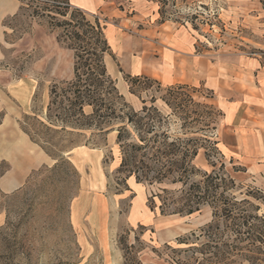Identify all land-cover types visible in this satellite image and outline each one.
<instances>
[{
  "label": "rangeland",
  "instance_id": "rangeland-1",
  "mask_svg": "<svg viewBox=\"0 0 264 264\" xmlns=\"http://www.w3.org/2000/svg\"><path fill=\"white\" fill-rule=\"evenodd\" d=\"M68 2L21 0L19 13L4 22L5 38L0 46V264H124L132 256L143 264H173L172 248L187 247L179 239L194 240L192 234H199L212 220V208L204 205L192 214L163 212L159 198L151 203V196L163 194L161 188L175 190L179 185L137 182L134 175L120 171L116 132L46 131L39 122L46 119L52 86L74 78L75 51L68 46L65 23L73 18L71 11L83 12L92 22L96 18ZM114 2L129 14L150 17L153 25L168 23L192 34L197 51L209 59L241 74L264 78V0ZM132 30L139 32V28L127 27ZM110 55L111 50L106 57ZM122 72L123 78L116 81L118 90L137 110L142 109L143 100L157 106L167 117L164 127L171 132L179 131L182 124L188 132L198 134L210 127L219 149L210 153L214 166L205 149L200 150L195 164L205 172L224 164L236 181L232 194L260 202L246 194H264V175L246 173L219 144L223 114L211 92L147 80L128 87V73ZM178 103L185 107L176 108ZM31 133L39 141L48 140L46 147L58 158L33 140ZM239 264L253 263L244 259Z\"/></svg>",
  "mask_w": 264,
  "mask_h": 264
},
{
  "label": "trees",
  "instance_id": "trees-1",
  "mask_svg": "<svg viewBox=\"0 0 264 264\" xmlns=\"http://www.w3.org/2000/svg\"><path fill=\"white\" fill-rule=\"evenodd\" d=\"M71 14L73 18L65 23L68 46L75 51L74 78L52 86L46 119L39 120L41 126L54 132H116L120 171H127L129 177L134 175L137 182L179 185L175 190L161 188L163 194H153L151 203L157 197L163 212L179 214H192L204 205L212 208V220L199 234H192L194 240L181 238L178 243L187 247L172 248L173 264H239L244 259L264 264V194L247 192V196L260 201L258 204L246 197L239 199L232 194L236 181L224 164L211 172L195 164L200 150L205 149L207 160L214 166L210 153L219 149L210 127L198 134L188 132L182 124L179 131L171 132L164 127L167 117L157 106L145 100L141 110L131 105L108 73L105 56L110 45L101 20L96 17L92 22L79 10ZM125 79L130 87L142 80L163 86L143 75L126 74ZM164 101L174 107L168 99ZM175 107L185 106L178 103ZM31 137L57 157L46 147L48 140L39 141L32 133ZM124 264L143 263L132 256Z\"/></svg>",
  "mask_w": 264,
  "mask_h": 264
},
{
  "label": "crops",
  "instance_id": "crops-1",
  "mask_svg": "<svg viewBox=\"0 0 264 264\" xmlns=\"http://www.w3.org/2000/svg\"><path fill=\"white\" fill-rule=\"evenodd\" d=\"M69 1L105 22L104 32L113 52L110 58L105 56V62L113 79L120 82L124 71L162 85H188L211 92L223 114L219 144L246 173L264 175V78L241 74L209 59L197 51L192 34L168 23L153 25L150 17L146 20L137 13L129 14L114 0ZM21 5L20 0H0V46L5 38L4 22L19 13ZM127 27L139 28V32L127 31Z\"/></svg>",
  "mask_w": 264,
  "mask_h": 264
},
{
  "label": "built area",
  "instance_id": "built-area-1",
  "mask_svg": "<svg viewBox=\"0 0 264 264\" xmlns=\"http://www.w3.org/2000/svg\"><path fill=\"white\" fill-rule=\"evenodd\" d=\"M21 1V0H20ZM35 1H43V2H52L54 0H35Z\"/></svg>",
  "mask_w": 264,
  "mask_h": 264
}]
</instances>
